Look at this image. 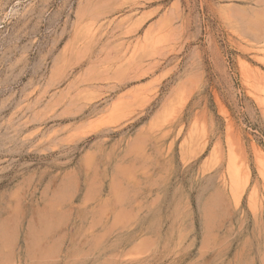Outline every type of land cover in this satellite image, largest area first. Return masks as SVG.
<instances>
[{
    "label": "rangeland",
    "instance_id": "obj_1",
    "mask_svg": "<svg viewBox=\"0 0 264 264\" xmlns=\"http://www.w3.org/2000/svg\"><path fill=\"white\" fill-rule=\"evenodd\" d=\"M0 264H264V0H0Z\"/></svg>",
    "mask_w": 264,
    "mask_h": 264
}]
</instances>
